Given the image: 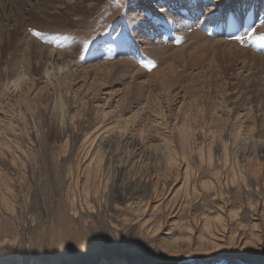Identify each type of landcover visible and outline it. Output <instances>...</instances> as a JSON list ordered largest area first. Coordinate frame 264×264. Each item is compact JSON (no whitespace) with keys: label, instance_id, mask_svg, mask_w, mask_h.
Masks as SVG:
<instances>
[{"label":"rangeland","instance_id":"374dc122","mask_svg":"<svg viewBox=\"0 0 264 264\" xmlns=\"http://www.w3.org/2000/svg\"><path fill=\"white\" fill-rule=\"evenodd\" d=\"M14 1L13 3H10L12 0L7 4L4 3V13L8 15L4 16L3 14L0 17V47L5 51V58L0 62V97L3 92L4 96L9 93V90H6V84L13 76L12 70L17 67L14 64V67L11 66V62L16 61L14 57L19 55L20 49L27 48L29 42H32L31 40L35 38L36 40L33 39L34 43L32 42L31 46L33 45L36 50L42 47L41 45L53 47V49L59 47L66 49L67 47L69 50L73 46H77L76 57L70 64L74 70L90 65H102L105 62L116 61L118 58L123 57L132 59L138 64V67L142 68L139 73L144 76L147 72L152 73L160 68L175 67L178 70V78L175 82L177 88L174 89L170 97L163 96L158 87L155 90L152 89V93L160 96L161 101L164 103L165 112L169 117L167 118L168 125L160 123L161 119L155 116L154 109L146 107L142 116L149 118L148 122L154 134L169 130L167 140L178 149L176 142L178 137L177 135L175 137V133L171 134V131H173V128H175L176 133L178 131L176 124L179 123V119L174 115H177L180 103L184 99L186 100L185 96H187L186 101H190L191 105L186 102L188 110L192 109V112L194 111L195 114L198 113L199 115V110L204 111L206 109L207 118L204 120V126L208 123H213V125L216 123V120H213L214 122L211 120L213 112L222 116L223 121L217 122L221 127V131H223L224 139L215 140V144L221 147H225V144H227L230 156L227 167L224 162L225 158H220L221 153L214 156L212 163H209L207 154L204 155V160L202 158L201 160L196 159L195 163L191 162L193 170L201 168L200 178L192 177L190 179L191 184L214 181L212 173L219 172L223 177L232 175V170L236 171L240 166L233 160V142H231V132L239 114L242 115L249 109L253 120H241L242 136L246 138L249 129L254 127L257 137L264 141V99L259 92L262 89H258L260 87L264 88V64L253 63L255 60H260L259 58H264V48H257L254 44L247 43V40L244 42L242 37L238 39L234 37L235 43H238L237 45H240V48L247 50L251 60V65L247 71L239 74L240 78L244 79H240L235 74L232 75L233 70H229L227 74L224 73L223 67L226 62L217 50L213 65L216 72L221 71L220 75H223V83H221V86H219L220 83L213 86L221 89L213 86L207 88L210 93L207 90L202 94L203 98H200L201 92L198 89L199 94L190 97L188 93L192 95L195 90H191L192 88L186 86L187 81H197L196 75L202 73L203 67L201 68V66L206 63L203 62V58H199L196 59L195 64H192V61L188 60L189 54H200L203 53L204 49L187 50L191 40L187 41L182 38L185 36H179V31L164 27L163 17H161L159 24L158 30L160 31L157 30L152 36L154 41H158L159 47L163 48L160 53L156 55L149 54L143 50L142 44L138 41L140 40L138 35L142 33L144 24H139L142 21L137 17V13L145 11L144 15L151 13L153 16H157L156 10L165 8V4L166 2L169 3V0H144L152 4L150 7L141 6L143 0H19L18 3L17 0ZM220 1L211 0V4L208 2L203 5L201 11L205 10L202 13L200 12L199 22L205 21L206 11H214L210 8H215L214 12L216 13L211 12L215 15L213 20L210 21V25L214 29L217 19L222 20L221 15L217 16L218 10L220 9L224 15H229L230 11L235 13L237 4L241 0H229V2L225 0L224 3ZM218 3L222 4L218 6ZM35 5H40L41 9L48 8L49 13H40L41 9L35 8ZM32 12L34 14H31ZM31 15L36 18L32 20ZM83 19L85 20L82 22ZM32 21H36L37 24L32 23ZM6 24L8 25L6 26ZM134 26H137V28ZM30 29L36 30L40 35H35ZM233 31L235 32L234 28L231 32ZM9 34L12 35V38L16 37V39L9 41L7 38ZM207 37L211 36L207 34ZM5 42L7 44L2 48V44ZM37 42H41V44L38 45ZM62 60L67 61L64 58ZM36 61H38L37 58L33 60L35 66H37ZM150 62L155 64L154 68L144 66ZM236 63L239 65V61ZM21 68L20 70H22ZM23 68H25V64ZM124 68H126L125 65L117 70L113 76V83H110L111 87L119 92L117 93L119 95L124 90L122 88L131 84V82L130 84L128 82L130 79H122L126 72ZM240 69L239 67L238 71ZM30 77L31 75L28 74V78ZM235 77L238 78L235 79ZM238 79L244 82L242 85L244 89L238 88L236 83ZM134 80L135 82H141L147 79H133L132 81ZM79 86L75 84L69 86V90L77 93L76 99H72V92L69 97L71 102H75L72 105L78 106L71 110L72 113L83 111L82 113L85 112L84 114L89 117L92 123L95 122L94 120H101L103 124L119 122L120 125H124L116 118L112 120L113 118L105 119L103 117L102 112L113 109V105L116 104L115 100L118 98L115 96L116 98L109 100L107 105L105 104L108 101L107 92L110 89L102 88L97 96L90 98V96L82 93ZM246 86H250V88H246ZM147 95L148 93H145L144 101L140 106L135 104L132 105V108L126 110L125 116L127 118L137 113L139 107L146 105L147 100L145 98ZM183 95L185 98H183ZM45 97L47 98L49 95H45ZM45 97L40 99L41 101L35 99L33 102L35 104L42 103L44 109H47L49 113L54 112L52 106L48 105V98L45 100ZM214 99L215 101L217 99V102H214ZM6 100L8 101V98ZM202 102L203 107L200 106L202 109L200 107L197 109L195 105L199 106ZM0 104H4V99H0ZM81 106H88V108L81 110ZM88 111L89 114H86ZM171 114L174 115L170 118ZM198 115L196 118L200 117ZM31 118L33 120L36 116H30ZM51 123L47 127L45 125L40 127L39 124H37L39 126L36 125L37 127L31 125L30 131H34L33 135L35 136L33 140H16V142L20 141L18 145L21 144L24 155L17 153L21 155L17 156V154L13 155L7 152L0 154V184L2 183L0 187V264H180L184 248L175 250L176 247H168L169 249L162 247V245L172 246L180 240L179 238L184 239L189 236V230L180 229L177 224H186L193 221L198 226V222L195 221L198 216L204 215L214 218L222 214L224 209L235 212L236 217L228 218L225 225L217 229L215 238L220 239L218 244L221 248L218 251L211 250L212 255H230L247 259L264 258V245H262L264 243H260L261 241L264 242V222L259 220V214L262 213L264 219L263 179L259 183L254 179H249V186L246 187L242 183L236 184L235 187L231 185L223 187L224 195L222 198L216 190H205L201 195L188 197L185 190L180 189L182 182L176 184V181L181 178L179 177L175 181L176 175L173 174L170 180L167 179L169 185L165 191L166 195L156 198L157 201L158 199L162 202L165 201L164 205L166 207L168 205V209L162 213H159L158 210L154 211L159 213L158 216H160L157 225L160 218L165 223L159 234L153 236L155 233L144 231L140 223L137 222L141 218L131 212L115 209H112L111 213L101 212L96 207V211L92 213L86 208L84 199L76 186V174L78 173L75 171L73 172L75 173L74 176L69 175L68 163H65L64 153L59 147L68 137H64V135L59 139L54 137L60 133L61 125L56 120H52ZM181 124L183 123L180 122L179 125ZM52 132L55 134L50 136ZM79 137L77 146L81 144V139H83L82 132ZM199 141V145L200 143L203 145V142H211L210 138L204 134L201 135ZM14 145L18 146L17 144ZM159 149V151H165V146ZM160 159L164 161V159ZM239 160L245 161L242 158ZM260 160L264 162V158H260ZM74 161L75 156L71 162ZM184 170L185 168L182 172ZM169 189L171 191L168 192ZM74 196L76 199H74ZM256 207L259 209V212L257 211L259 214L254 210ZM257 225H259L258 228ZM202 234L208 238L211 235L206 231ZM231 235L235 236L234 242L229 244L231 241L229 236ZM248 241L255 243L254 247L253 244H248ZM256 241L260 242L256 244ZM262 251L263 253H259Z\"/></svg>","mask_w":264,"mask_h":264},{"label":"bare ground","instance_id":"6f19581e","mask_svg":"<svg viewBox=\"0 0 264 264\" xmlns=\"http://www.w3.org/2000/svg\"><path fill=\"white\" fill-rule=\"evenodd\" d=\"M18 1L16 2L18 3ZM223 1L225 0H221L220 2ZM7 2H10V0H0V17L3 14L4 16L8 15L4 13V3L7 4ZM13 2L15 1L12 0L10 3ZM148 2L143 0L141 6L146 5L150 7L152 4ZM197 2L198 0H169L168 8L163 7L156 10L158 15L162 14L163 16L157 15V17L151 13L144 15V11L143 13H137V17L142 21L139 24H144L142 33L138 35L140 38L138 41L142 44L143 50L149 54L156 55L163 49L157 44L158 41L152 39L153 34L159 29L161 17L164 19L165 26L179 31V36H185L182 38L187 41L191 40L187 50L204 49L203 53L189 54L188 60L192 61V64H195L196 59L199 58H203V62L206 64L201 66V68L203 67V71H201L203 74L196 75L198 80H189L186 85L188 88H192L191 90H195L192 95L188 93L190 97L196 96L201 92V98L202 94L207 92V88L217 85V83L218 85L220 83L219 86H221V83H223V75H220L221 71L216 72L214 69L215 66L213 65L214 55L217 50H219L221 58L226 62V65L223 67L224 73L227 74L229 70H233L231 74H235L240 78L239 74L247 71L251 65V60L249 59L247 50L240 48V45L238 46V43H235L234 37L237 39L242 37L244 42L247 40V43H252L257 48H264V0H243V2L241 0L237 4L236 12L233 13L230 11L229 15L222 14L219 9L217 16L221 15L222 20L217 19V24L213 32H210V21L213 20V16L215 15L211 13L215 11V8H210L214 11H206L205 21L199 22L200 20L198 18L201 13L192 11L193 9H197L194 7ZM226 2H229V0H226ZM221 4L218 3V6ZM188 6L192 8L188 9ZM35 8L41 9L40 5H35ZM44 12H48V8H42L40 13ZM31 14L34 13L32 12ZM31 16L32 20L36 18L34 15ZM32 23L37 24L36 21H32ZM35 24L32 25L34 26ZM231 24L235 30V32L233 31L234 33L230 32V30L232 31ZM139 31L141 32V30ZM206 33L211 37H207ZM7 38L9 41L16 39V37L12 38L11 34L7 35ZM33 39L31 41L34 43ZM32 42H29L27 48L20 49L19 55L14 57L16 61L11 62V66L14 64L17 67L13 66L16 69L12 70L13 76L6 84V90H9V93L4 96L3 92L0 97V99H4V104H0V154L7 152L13 155L17 153L24 155L25 153L22 150L23 148H21V144L18 145L20 141L16 142V140H33L35 136L33 135L34 131H30L31 125L34 127L45 125L47 127L52 124V120H56L61 125V131L54 137H57V139L62 138L63 135L64 137H68L59 147L64 153L65 163H68L69 175L74 176L75 173L73 172L75 171L78 173L76 174L77 189L84 199L86 208L92 213L96 211V207L101 212L111 213L110 211L112 209L131 212L141 218L137 222L140 223L144 231H147V233L154 232L155 234L153 236H157L165 223L160 218V222L157 225L158 217H160L158 214L167 210L168 205L166 207L164 205L165 201L162 202L159 199L157 201L156 198L166 195L165 191L169 185L167 179L170 180L173 174L177 177H175V181L179 177L181 178L179 181H176V184L182 182L180 189L185 190L188 197L201 195L205 190H216L221 194L222 198L224 195L223 187H228L229 185L235 187L239 183H242L246 187L249 186V179H254L257 183L261 179L264 181V162L260 160V158H264V141L257 137L254 127L249 129L246 138L242 136L241 120L253 121L249 109L242 115L239 114L231 132V142H233V154H231L234 157L233 160L240 164L237 170H232V175L225 177L219 172L212 173L214 181H204L203 184H191L190 179L192 177L199 179L201 176V168L193 170L191 162L195 163L196 159L201 160L202 158L204 160V155L207 154L209 163H212L214 156L221 153L220 158H225L224 162L227 167L230 156L227 150V144H225V147L215 144V140L224 139L223 131H221V127L217 122L222 120V116L213 112L211 120H216V123L214 125L213 123H208L204 126V120L207 118L206 109L204 111L199 110V115L198 113L195 114L194 111L192 112V109L188 110L187 103L190 105V101H186L187 96H185L186 100H181L182 102L178 107L177 115L171 114L170 116L171 118L174 115V117L179 119V123L176 124V128L178 129L177 133L174 131L175 128L171 131V134L175 133V137L176 135L178 137L176 139L178 149L167 140L169 130L154 134L148 122L149 118L142 116L146 107L154 109L155 116L161 119L160 123L168 125L167 118L169 117L165 112L164 103L161 101L160 96L152 92L158 87L163 96L170 97L172 95L174 89L177 88L175 82L178 78V70L175 67L160 68L152 73L147 72L144 76L140 75L139 71H142V68L138 67V64L132 59L123 57L118 58L116 61L105 62L102 65H90L74 70L70 64L76 57L77 46H71L72 48L69 50L67 47L66 49L60 47L53 49V47L50 48L41 45L42 47L36 50L33 45L31 46ZM239 42L241 43V41ZM39 43L41 44V42ZM39 43L37 42L38 45ZM5 44L7 43L2 44V48ZM207 46L209 48H206ZM34 57L38 60L36 61L38 67L33 64ZM4 58L5 51L0 47V62ZM62 58L68 62L63 61ZM259 59L261 61L255 60L253 63L258 65L264 64V58ZM237 61H239V65L241 66L237 65ZM24 64L25 68H23ZM123 65L126 66L124 68L126 72L122 76V79H130L128 82L129 84L131 82V84L122 88L124 90L119 95L117 94L119 92H116L110 83H113V76ZM20 67H22V70H20ZM239 67L241 69L238 71ZM28 74L31 75L30 78H28ZM39 74L40 76H38ZM237 78L235 77V79ZM133 79L147 80L135 82V80L132 81ZM14 81L16 83H13ZM236 83L238 84V88L241 89L244 82L238 79ZM72 84L80 85L79 87L82 93L90 96V98L97 96L102 88L110 89L111 91L109 90L107 92L108 101L105 104L107 105L109 100L118 98L115 100L116 104L113 105V109L102 112L103 117L105 119L113 118L112 120L116 118L120 122H123L124 125H120L119 122L115 124H103L101 120H94L95 122L92 123L89 117L84 114L85 112L77 111V113H72L73 111L71 110L78 107L73 106L72 104H75V102H71L69 99L72 92V90H69V86ZM214 88L220 87L216 86ZM246 88H250V86H246ZM258 89H262L259 92L260 96L264 99V88L260 87ZM208 92L210 93L209 90ZM145 93H148L145 98L147 100L146 105L139 107L137 113L127 118L125 116L126 110L132 108V105L135 104L140 106L144 101ZM45 95H49L47 97L48 99ZM44 97L45 100L47 99L49 101L48 105L52 106L54 112L51 111L49 113L47 109H44L42 103L38 102L40 99H44ZM185 97L183 95V98ZM7 98L8 101L6 100ZM76 98L77 93L73 91L72 99L74 100ZM35 99L38 100L37 102L39 104L33 102ZM223 100L225 101V99ZM214 102H217V99L216 101L214 99ZM200 106L203 107V102L199 106L195 105L197 109ZM83 108H88V106L80 107L81 110ZM86 114H89V111ZM197 115L200 117L196 118ZM30 116H36V118L32 120ZM180 122L183 124L179 125ZM81 132L83 139H81V144L77 146ZM54 134L52 132L50 136ZM203 134L210 138L211 142H203V145L201 143L199 145V140ZM163 146H165V151H159V148ZM74 156L75 161L71 162ZM160 158L164 159V161ZM241 158L245 161H240L239 159ZM184 168L185 170L182 172ZM1 185L2 183L0 187ZM170 189L168 192L171 191ZM74 199H76L75 196ZM155 210H158L159 213L154 212ZM254 210L256 213L259 212L257 207ZM262 214H259V220L264 222ZM235 215V212L224 209L222 214L214 218L204 215L198 216L195 220L198 222V226L193 221H189L186 224H177L180 229L189 230V236L184 239H177L179 241L172 246L162 245V247L165 249H169L168 247H176L175 250L177 248H184L181 254L183 256L181 259L182 262L180 264H264V258L247 259L230 255H212L211 250L218 251L221 248L218 244L220 239L215 238L217 229L220 226H224L228 218H235ZM186 225L188 226L185 228ZM256 227L258 228L259 225ZM204 231L211 234L210 238L202 234ZM234 237V235L229 236L231 239L229 244L234 242ZM259 242L256 241V244ZM247 243L253 244L252 241H248ZM260 243L264 242L261 241ZM259 253H263V251Z\"/></svg>","mask_w":264,"mask_h":264},{"label":"snow or ice","instance_id":"6c2138e0","mask_svg":"<svg viewBox=\"0 0 264 264\" xmlns=\"http://www.w3.org/2000/svg\"><path fill=\"white\" fill-rule=\"evenodd\" d=\"M31 31H33V33L35 34V35H40V33H38V32H36V30H31ZM145 67H155V64L154 63H149V64H146V65H144ZM13 83H16L15 81L13 82Z\"/></svg>","mask_w":264,"mask_h":264}]
</instances>
